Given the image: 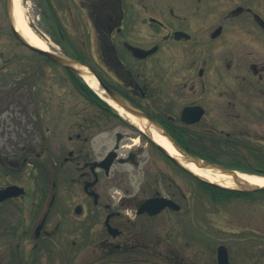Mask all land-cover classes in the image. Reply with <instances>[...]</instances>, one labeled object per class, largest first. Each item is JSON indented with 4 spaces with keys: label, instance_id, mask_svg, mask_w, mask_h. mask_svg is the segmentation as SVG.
I'll return each instance as SVG.
<instances>
[{
    "label": "flooded vegetation",
    "instance_id": "obj_1",
    "mask_svg": "<svg viewBox=\"0 0 264 264\" xmlns=\"http://www.w3.org/2000/svg\"><path fill=\"white\" fill-rule=\"evenodd\" d=\"M8 4L0 264H220L221 246L236 264L208 213L188 211L175 178L163 183V158L195 177L152 129L193 157L264 174V0H67L80 40L61 31L48 43L89 66L91 93L79 72L20 42ZM109 92L144 115L142 127ZM161 197L180 208L144 206ZM194 214L202 230L189 228Z\"/></svg>",
    "mask_w": 264,
    "mask_h": 264
},
{
    "label": "rangeland",
    "instance_id": "obj_2",
    "mask_svg": "<svg viewBox=\"0 0 264 264\" xmlns=\"http://www.w3.org/2000/svg\"><path fill=\"white\" fill-rule=\"evenodd\" d=\"M65 2L67 0H23L24 13L31 24L50 37L52 35L59 37L63 31L73 40H80L72 15L66 10ZM73 10L74 12L76 10L74 3ZM74 16L76 17L75 14ZM22 50L28 51L25 48ZM83 107L84 114L91 113L86 104ZM158 165L167 175L166 178L162 177L163 183L167 184L169 177L175 178L180 194L189 197L185 200L188 211L208 213V229L211 234L216 235L211 238L218 239V234L222 233V238H225L227 243H232L235 256L233 260L236 264H264V194L254 193L251 196H232L228 199L215 200L209 188L198 184L195 178L180 168H175L165 158ZM155 172H158V167L153 168V174ZM196 218H199L198 214L189 219L188 227L191 231L193 228L195 231L201 229Z\"/></svg>",
    "mask_w": 264,
    "mask_h": 264
},
{
    "label": "bare ground",
    "instance_id": "obj_3",
    "mask_svg": "<svg viewBox=\"0 0 264 264\" xmlns=\"http://www.w3.org/2000/svg\"><path fill=\"white\" fill-rule=\"evenodd\" d=\"M13 16L16 28L28 39L33 45L38 46L42 49L50 48L49 43L45 41L42 37H40L34 28L31 27L30 22L27 16L24 13L23 8V0H13ZM84 79L89 83V85L93 88H97V82L94 77L87 72L86 69L82 68ZM119 111L123 114H126L123 109H119ZM130 117L134 122H136L139 126H143V122L136 119V117L131 114H126ZM153 139L162 145L166 151L177 158L179 162H181L188 169L193 171L196 174H199L202 177H205L211 181L220 183L221 185L233 187L238 186L240 184H253V185H264V176L257 174H249L242 171H238L235 174H226L220 171H214L212 169H204L197 166L194 162H189L185 159L180 152H178L170 141L156 131L154 128L152 129Z\"/></svg>",
    "mask_w": 264,
    "mask_h": 264
},
{
    "label": "water",
    "instance_id": "obj_4",
    "mask_svg": "<svg viewBox=\"0 0 264 264\" xmlns=\"http://www.w3.org/2000/svg\"><path fill=\"white\" fill-rule=\"evenodd\" d=\"M9 2V10H12V0H8ZM13 31L15 33V35L18 37V39L25 44L28 48L34 50V51H38V52H42L44 53L46 56L50 57L51 59L59 62L62 65H65L67 67L73 68L75 71L80 72V69L77 67L79 65H82V63L78 60H75L73 58H70L68 56L56 53L52 50H48V49H42L38 46L33 45L28 39H26V37L16 28V25L13 23ZM84 65V64H83ZM109 94H111V99L115 101V103L118 105V107L124 109L126 112L134 115L135 117L139 118V117H143L144 115L138 111L135 110L133 108H131L130 106H128L121 98L113 95L111 92H109ZM163 136H165L170 143L173 145V147L182 154V156L187 159L189 162H194L197 166L204 168V169H212L214 171H220L222 173H226V174H235L236 172L234 170L231 169H227L225 167H222L220 165L217 164H213L210 162H206L203 161L197 157H193L192 155H190L188 152L184 151L183 149H181L176 142L171 138V136L168 133L165 132H160ZM159 147L169 156L171 157L173 160L179 162L173 155L169 154L166 149L159 145ZM180 165H182L186 170H188L189 172L193 173L196 177L204 180V181H208L212 184L218 185L220 187H224L227 189H231V190H237V191H242V192H253V191H260V190H264V185H253V184H240L238 186H233V187H229V186H225V185H221L220 183L208 180L207 178H204L196 173H194L193 171H191L190 169H188L186 166H184L182 163L179 162ZM173 202L165 199V198H159V199H152L149 200L147 202V204L149 206H154V207H159V209H161L162 207H164L166 204H172ZM158 209V210H159ZM148 210L150 212H154L153 210H150L148 208ZM219 260H220V264H227L228 259H227V253L226 252H222L220 251L219 253Z\"/></svg>",
    "mask_w": 264,
    "mask_h": 264
},
{
    "label": "trees",
    "instance_id": "obj_5",
    "mask_svg": "<svg viewBox=\"0 0 264 264\" xmlns=\"http://www.w3.org/2000/svg\"><path fill=\"white\" fill-rule=\"evenodd\" d=\"M83 88L84 90H89V92L91 93L92 91L89 89V87L83 83ZM207 188L210 189L212 197L215 198V200H219V198H230L232 196H251L254 193H243V192H239V191H233V190H227V189H223L220 187H217L215 185L212 184H208V183H204ZM257 193L259 194H264V191H258Z\"/></svg>",
    "mask_w": 264,
    "mask_h": 264
}]
</instances>
